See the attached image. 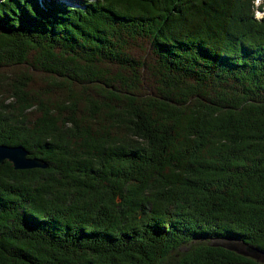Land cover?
Returning <instances> with one entry per match:
<instances>
[{
    "label": "trees",
    "instance_id": "trees-1",
    "mask_svg": "<svg viewBox=\"0 0 264 264\" xmlns=\"http://www.w3.org/2000/svg\"><path fill=\"white\" fill-rule=\"evenodd\" d=\"M80 2L0 0V264H263L253 0Z\"/></svg>",
    "mask_w": 264,
    "mask_h": 264
},
{
    "label": "water",
    "instance_id": "water-1",
    "mask_svg": "<svg viewBox=\"0 0 264 264\" xmlns=\"http://www.w3.org/2000/svg\"><path fill=\"white\" fill-rule=\"evenodd\" d=\"M29 151L30 150H28L27 148L23 146L15 145L11 147V146H6V145L1 144L0 145V165L8 161L10 163H13L12 165L13 167L16 168V170H25V169L32 170V169H39V168L48 169L47 167L49 166V164L45 162L43 158L30 157ZM219 239H224V238H219ZM227 239H232L233 241L238 242L239 243L238 245L240 248L236 247L234 244H231V243L227 247L224 245H218V244H214V245H218V247H223L226 249L227 248L231 249V251L237 254L245 255V257L251 258L253 260L255 259L259 263L264 264V261H260L261 259L260 257H258L259 255L264 256V252L259 250L257 247L255 246L253 247L245 243L243 240L233 239L232 237H228Z\"/></svg>",
    "mask_w": 264,
    "mask_h": 264
},
{
    "label": "rangeland",
    "instance_id": "rangeland-1",
    "mask_svg": "<svg viewBox=\"0 0 264 264\" xmlns=\"http://www.w3.org/2000/svg\"><path fill=\"white\" fill-rule=\"evenodd\" d=\"M81 0H70L69 2L70 3H72V4H76V3H78V2H80ZM204 241V240H203ZM205 243H208L209 245H214V244H218V245H224V246H228V245H230V243L231 244H234L236 247H238V248H240L239 247V243L238 242H236V241H233L232 239H227V238H224V239H218V238H214V240L213 239H211V240H209V241H204ZM189 248V245H187V247L186 246H184V247H182L180 250H179V252H185L187 249ZM242 248V247H241ZM258 257H260V261H264V256L263 255H259Z\"/></svg>",
    "mask_w": 264,
    "mask_h": 264
}]
</instances>
